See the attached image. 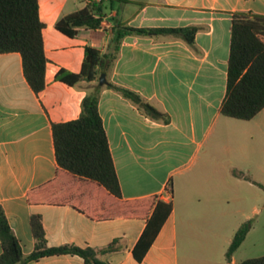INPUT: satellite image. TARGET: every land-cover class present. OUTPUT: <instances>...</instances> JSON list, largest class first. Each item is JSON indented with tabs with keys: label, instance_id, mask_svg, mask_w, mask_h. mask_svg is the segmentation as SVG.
I'll use <instances>...</instances> for the list:
<instances>
[{
	"label": "crops",
	"instance_id": "obj_1",
	"mask_svg": "<svg viewBox=\"0 0 264 264\" xmlns=\"http://www.w3.org/2000/svg\"><path fill=\"white\" fill-rule=\"evenodd\" d=\"M101 1L100 26L68 36L55 24L86 0H38L47 59L41 92L26 82L20 53H0V205L23 254L34 249L29 219L35 213L48 246L101 249L116 241L115 251L101 255L110 264L241 262L235 254L247 240L264 241V107L241 120L221 114L220 105L232 13L264 15V0ZM117 24L193 26L196 32L192 43L171 34L120 40L116 59L103 72L107 82L99 89L98 111L122 203L114 208L92 183L72 187L89 207H98V216L70 202L47 201L37 188L57 178L52 124L76 119L85 94L100 85L99 77L69 85L56 74L79 72L87 46L106 52ZM107 83L136 92L167 120L147 115ZM249 220L244 240L227 260L235 231ZM23 264L84 261L67 253Z\"/></svg>",
	"mask_w": 264,
	"mask_h": 264
},
{
	"label": "trees",
	"instance_id": "obj_2",
	"mask_svg": "<svg viewBox=\"0 0 264 264\" xmlns=\"http://www.w3.org/2000/svg\"><path fill=\"white\" fill-rule=\"evenodd\" d=\"M126 0H112L125 2ZM102 1L86 0L80 10L60 18L55 24L60 32L74 36L79 28H97L101 24ZM44 23L39 16L38 0H0V53L18 52L22 58L23 74L30 88L41 92L46 85V63L42 29ZM196 28L159 27L137 28L117 24L112 29L108 50L101 53L87 46L79 72L60 70L56 79L74 85L77 82H92L106 71L116 59L120 40L128 34H171L192 43ZM107 87L119 91L155 119L167 120V115L144 102L140 95L112 83ZM101 85L88 91L81 101L80 115L76 119L52 124V137L57 164V178L38 187L45 200L70 202L81 211L100 215L98 207L80 200L72 187L92 183L102 188L113 200L115 208L122 202L120 184L109 148L107 135L98 111V95ZM264 107V15L249 12H234L231 18L230 45L227 64L226 91L220 105V113L241 120H250ZM65 175V176H62ZM35 189V190H37ZM166 215L170 205H166ZM96 210V211H95ZM252 221L244 222L234 233L226 251L230 260L240 246ZM30 229L34 238V249L24 255L19 240L11 229L3 207L0 205V264H23L26 260H37L44 256L76 254L84 264H110L101 255L115 251L116 241L106 247H80L73 244L48 246L40 215L31 214ZM237 264H264V255L250 257Z\"/></svg>",
	"mask_w": 264,
	"mask_h": 264
},
{
	"label": "rangeland",
	"instance_id": "obj_3",
	"mask_svg": "<svg viewBox=\"0 0 264 264\" xmlns=\"http://www.w3.org/2000/svg\"><path fill=\"white\" fill-rule=\"evenodd\" d=\"M264 254V241L250 242L247 240L246 245L242 246L235 254V258L238 261L247 257H257Z\"/></svg>",
	"mask_w": 264,
	"mask_h": 264
},
{
	"label": "water",
	"instance_id": "obj_4",
	"mask_svg": "<svg viewBox=\"0 0 264 264\" xmlns=\"http://www.w3.org/2000/svg\"><path fill=\"white\" fill-rule=\"evenodd\" d=\"M107 81H106V77H105V74L102 73L100 76H99V84L100 85H103L105 84Z\"/></svg>",
	"mask_w": 264,
	"mask_h": 264
}]
</instances>
